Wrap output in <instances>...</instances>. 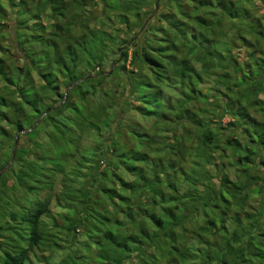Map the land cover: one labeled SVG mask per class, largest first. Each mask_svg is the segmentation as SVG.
<instances>
[{
	"label": "trees",
	"instance_id": "1",
	"mask_svg": "<svg viewBox=\"0 0 264 264\" xmlns=\"http://www.w3.org/2000/svg\"><path fill=\"white\" fill-rule=\"evenodd\" d=\"M261 9L0 0V264H264Z\"/></svg>",
	"mask_w": 264,
	"mask_h": 264
},
{
	"label": "rangeland",
	"instance_id": "2",
	"mask_svg": "<svg viewBox=\"0 0 264 264\" xmlns=\"http://www.w3.org/2000/svg\"><path fill=\"white\" fill-rule=\"evenodd\" d=\"M101 6H99V8H100ZM159 7V6H158ZM162 8H163V13H170L171 12V10H172V8H171V6L169 5L168 6V4H166V3H164V5L160 8L161 10H162ZM159 8H158V10L157 11H159L160 10ZM263 9H261L260 11H259V15L261 14V13H263ZM44 23L47 25V28H48V26L50 25V22H48V21H46V20H44ZM130 23H132V20H131V22ZM116 26V25H115ZM114 26V27H115ZM117 29H118V31H117ZM108 31H111L110 29H108ZM114 35L121 41H128L129 40V37L124 33V30H123V28L121 27V26H119L118 25V28H116V30H114ZM138 33H140V32H137L136 34H138ZM142 33V32H141ZM140 33V34H141ZM130 46V44L129 43H127V44H125V45H122V46H120L119 47V49L121 50V52H122V49H126V48H128ZM9 49V51H11V50H13V44H11L10 43V38H8L7 36H6V38H4L2 41L0 40V49ZM132 50V49H131ZM111 54H110V56H109V58H107L104 62H105V64H104V68H105V71H112V68H111V64L110 65H108V62H110L111 61ZM115 59L116 58V56H112V59ZM138 70V71H140V69H138V67H134V70ZM93 74V73H92ZM91 74V75H92ZM110 83V82H109ZM112 85H114V84H112ZM116 86V87H115ZM114 88H116L117 90V94H121V89H120V87H119V84L118 85H114L113 86ZM205 94L204 95H206V96H210L212 93L211 92H209V91H205L204 92ZM260 99H264V95H261L260 96ZM217 101L218 102H220V104H221V99L220 98H218L217 99ZM117 110H118V107L116 108ZM260 113H262V110L261 109H256V113H254L253 112V116L255 117V118H257L258 120H262V121H264V117L263 118H261V114ZM133 115L134 114H130L129 115V117L128 118H132L133 119ZM111 118V117H110ZM107 119H109V118H107ZM134 119L135 120H138V116L135 114V116H134ZM213 120L215 119L214 117L212 118ZM140 121H142L141 119H139ZM227 120H228V118H224L223 120H222V123H225V122H227ZM152 123H154V121L153 120H147V119H145V124H147V126H151L152 125ZM144 125V124H143ZM146 126V125H145ZM215 127H216V124H214V125H211V129H215ZM29 130V129H28ZM107 137H108V131L107 130H104L103 131V134H102V136L99 138V140H101V141H99V142H101V143H103L104 141H107L106 139H107ZM219 138H220V136H219ZM94 140H96V138H95V136H93V137H90V138H87L86 139V141L84 142L85 143V145L86 146H89V145H92L93 144V142H94ZM216 157H217V155H216ZM213 163L215 164V165H217V167L218 168H222V169H224V172L225 173H229V175H230V177H232V178H234L233 176H234V172H233V170L232 169H230L226 164H225V166L223 165V164H221V163H219V161H218V159H216L215 161H213ZM9 167V166H8ZM6 171V170H5ZM211 171H213V170H211ZM4 173V172H3ZM51 210L54 212V215L56 216L60 211L58 210V209H56L53 205L51 206ZM67 241H69V240H67ZM78 241L80 242V241H82V238L81 237H79L78 238ZM65 247L62 249V250H59V251H57L56 253H53V256L51 257V259H53V261H54V263H57L59 260H61L66 254H68V252L70 251V249H76V247L74 246V245H70V243L68 244V242H65ZM72 246V247H71ZM36 251H35V254H38L39 255V249H35ZM35 254L34 255H32L31 256V259H34L35 257ZM36 263V262H35Z\"/></svg>",
	"mask_w": 264,
	"mask_h": 264
},
{
	"label": "water",
	"instance_id": "3",
	"mask_svg": "<svg viewBox=\"0 0 264 264\" xmlns=\"http://www.w3.org/2000/svg\"><path fill=\"white\" fill-rule=\"evenodd\" d=\"M157 10H158V7H155V10L153 11V13L151 14V15H149V17H148V19L147 20H150V19H152V17L156 14V12H157ZM147 23V21L144 23V26H145V24ZM144 28V27H143ZM118 52L120 53V56H119V59L117 60V62H120L121 61V59H122V54H121V50L118 48ZM114 66V63H112V65H111V68ZM92 75H89V76H87L86 78H90ZM86 78H82V79H80L79 81H77L75 84H78V83H80V82H82L83 80H85ZM31 131V129H29V130H19L17 133H16V136H15V143H14V147H13V150H12V156L14 155V152H15V148H16V143H17V138H18V136L20 135V134H26V133H29ZM10 162L11 161H9L7 164H6V166L2 169V171L0 172V174H2L7 168H8V166L10 165Z\"/></svg>",
	"mask_w": 264,
	"mask_h": 264
}]
</instances>
